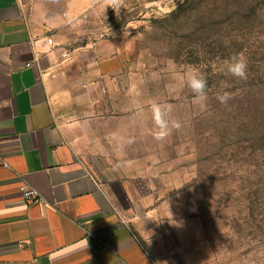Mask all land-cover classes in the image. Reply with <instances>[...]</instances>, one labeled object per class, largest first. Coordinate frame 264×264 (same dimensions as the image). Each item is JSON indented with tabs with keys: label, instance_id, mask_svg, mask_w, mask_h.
<instances>
[{
	"label": "crops",
	"instance_id": "obj_1",
	"mask_svg": "<svg viewBox=\"0 0 264 264\" xmlns=\"http://www.w3.org/2000/svg\"><path fill=\"white\" fill-rule=\"evenodd\" d=\"M119 59L115 41L66 49L32 31L21 0H0V264H205L122 146Z\"/></svg>",
	"mask_w": 264,
	"mask_h": 264
},
{
	"label": "rangeland",
	"instance_id": "obj_2",
	"mask_svg": "<svg viewBox=\"0 0 264 264\" xmlns=\"http://www.w3.org/2000/svg\"><path fill=\"white\" fill-rule=\"evenodd\" d=\"M21 2L32 31L66 49L116 42L133 106L122 146L148 163L205 264H264V17L250 27L240 11L264 10V0H124L118 12L100 0ZM236 53L246 80L222 71ZM192 70L207 79L204 104L181 80ZM222 91L232 93L227 105ZM153 101L173 105L181 123L163 141L150 134Z\"/></svg>",
	"mask_w": 264,
	"mask_h": 264
},
{
	"label": "clouds",
	"instance_id": "obj_3",
	"mask_svg": "<svg viewBox=\"0 0 264 264\" xmlns=\"http://www.w3.org/2000/svg\"><path fill=\"white\" fill-rule=\"evenodd\" d=\"M105 10L111 8L114 12H118L124 4V0H100ZM223 73L224 75H230L231 77L246 80L248 61L243 53L233 54L228 59L223 61ZM181 80L194 94L197 102L204 104L208 99V82L206 77L198 70H192L185 76L181 77ZM233 98L232 93L228 91H222L217 94L216 99L223 105H227ZM174 111L173 105L161 104L153 101L150 104L152 129L150 134L157 141L165 140L173 130H179L181 123L172 117Z\"/></svg>",
	"mask_w": 264,
	"mask_h": 264
},
{
	"label": "trees",
	"instance_id": "obj_4",
	"mask_svg": "<svg viewBox=\"0 0 264 264\" xmlns=\"http://www.w3.org/2000/svg\"><path fill=\"white\" fill-rule=\"evenodd\" d=\"M201 1H203V0H201ZM204 1L206 2L207 0H204ZM193 5H195V2H190V4L187 7H191ZM182 9L183 8L180 7L178 10H182ZM240 11H242V12L246 11L245 13H243V16H244L246 25L250 24V27L252 26L251 24L254 23L255 21H257L260 17H264V10H259L252 5L245 6V9H241Z\"/></svg>",
	"mask_w": 264,
	"mask_h": 264
},
{
	"label": "built area",
	"instance_id": "obj_5",
	"mask_svg": "<svg viewBox=\"0 0 264 264\" xmlns=\"http://www.w3.org/2000/svg\"><path fill=\"white\" fill-rule=\"evenodd\" d=\"M48 44L52 45V41L48 40ZM65 56L66 55H62V57H65ZM20 191L22 193V197L24 200L30 201V202H37L38 201V194L36 193V191H34L32 189H27L24 186L21 187Z\"/></svg>",
	"mask_w": 264,
	"mask_h": 264
}]
</instances>
